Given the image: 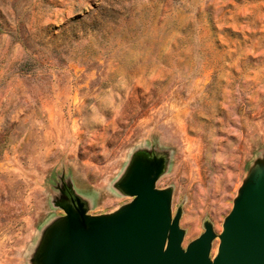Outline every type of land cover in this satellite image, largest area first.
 <instances>
[{
    "label": "rangeland",
    "instance_id": "1",
    "mask_svg": "<svg viewBox=\"0 0 264 264\" xmlns=\"http://www.w3.org/2000/svg\"><path fill=\"white\" fill-rule=\"evenodd\" d=\"M145 153L183 246L219 234L264 164V0H0V264H37L67 186L130 202Z\"/></svg>",
    "mask_w": 264,
    "mask_h": 264
},
{
    "label": "water",
    "instance_id": "2",
    "mask_svg": "<svg viewBox=\"0 0 264 264\" xmlns=\"http://www.w3.org/2000/svg\"><path fill=\"white\" fill-rule=\"evenodd\" d=\"M164 168L161 155L135 156L118 183L133 198L107 214L88 213L87 200L67 186L59 202L65 215L51 226L37 264H264L263 163L249 170L223 230L217 234L206 220L204 232L186 247L182 210L173 216L171 188L156 186Z\"/></svg>",
    "mask_w": 264,
    "mask_h": 264
}]
</instances>
